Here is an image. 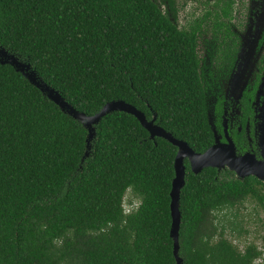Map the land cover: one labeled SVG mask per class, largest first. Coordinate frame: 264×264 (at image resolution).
Instances as JSON below:
<instances>
[{
    "label": "trees",
    "instance_id": "16d2710c",
    "mask_svg": "<svg viewBox=\"0 0 264 264\" xmlns=\"http://www.w3.org/2000/svg\"><path fill=\"white\" fill-rule=\"evenodd\" d=\"M234 11V0H169L166 7L156 0H0V45L28 59L78 110L93 115L123 99L149 119L157 113L161 126L204 152L214 135L202 50L211 55L212 46L233 65ZM87 136L81 122L0 62V264H176L170 192L177 146L151 139L123 111L96 125L85 157ZM186 166L184 264H256L263 255L257 242L241 247L230 237L247 238L257 225L255 240L264 245V181ZM247 203L254 206L245 213Z\"/></svg>",
    "mask_w": 264,
    "mask_h": 264
},
{
    "label": "water",
    "instance_id": "95a60500",
    "mask_svg": "<svg viewBox=\"0 0 264 264\" xmlns=\"http://www.w3.org/2000/svg\"><path fill=\"white\" fill-rule=\"evenodd\" d=\"M264 30V12L262 18L256 24V29L250 23L247 31L242 35V49L239 54V65L233 73L230 87L232 92L238 98L241 96L251 73L256 65V48L258 41ZM0 62L3 64L12 65L17 71L21 72L31 83L38 87L45 96L54 101L67 114L73 116L81 122L88 130L87 136V151L85 157L89 155L91 149V141L96 135V125L101 119L109 113L115 111H123L134 115L150 133V138L162 137L169 140L177 146V154L175 157V176L172 181L171 195V215L172 225L170 234L174 240V256L176 264H184L183 258L180 256V228H181V210L180 200L181 191L186 184L187 166L186 160L190 162L191 170L194 173L201 172L206 167H215L218 170L229 168L234 171L238 178H245L253 175L264 181V102L259 115L260 121L257 126L259 134V148L262 152V159H258L255 153L246 152L238 154L234 141L228 136V142L220 141L217 134L215 124L213 122V111H208V120L215 134L214 144L204 152H197L187 141L177 138L161 126L157 122V113H154L152 119H149L146 113L138 109L133 104L126 102L123 99L111 100L104 104L100 111L93 115H89L75 108L68 102L61 92L48 84L33 67L28 59H21L20 56L10 52L4 46L0 45Z\"/></svg>",
    "mask_w": 264,
    "mask_h": 264
},
{
    "label": "flooded vegetation",
    "instance_id": "af4514ba",
    "mask_svg": "<svg viewBox=\"0 0 264 264\" xmlns=\"http://www.w3.org/2000/svg\"><path fill=\"white\" fill-rule=\"evenodd\" d=\"M156 1L163 7H166L169 3V0ZM204 1L177 0L181 5L200 4L204 3ZM246 7L248 11H246ZM234 8L233 18L229 21V25L237 36L239 47L236 55L232 58L230 57L233 60V65H230L228 59L224 56L221 58L220 54L218 55L212 46L210 47L211 55L208 54L207 50H202V60H206L207 70L211 71L207 81L211 88L208 98V111H213V122L220 141L228 142L229 136L234 141L238 154L252 152L255 153L258 159H262V152L258 146L259 134L257 133V126L264 102V30L256 48V65L239 99H237L238 94L236 96L232 92L230 83L233 73L240 62L239 54L243 43L242 35L247 31L250 23L256 29V24L262 18L264 12V0H234ZM182 12H184V9H182ZM178 22L185 24V19L180 18ZM244 22L245 25L243 24ZM207 37H212L211 32ZM219 39L223 45L222 47H224V40H227V38L220 33ZM214 42L215 40L211 39L210 43ZM201 65H204V62ZM213 135L215 141L214 131Z\"/></svg>",
    "mask_w": 264,
    "mask_h": 264
},
{
    "label": "rangeland",
    "instance_id": "374dc122",
    "mask_svg": "<svg viewBox=\"0 0 264 264\" xmlns=\"http://www.w3.org/2000/svg\"><path fill=\"white\" fill-rule=\"evenodd\" d=\"M135 203H136V201H135ZM137 203H139V201H137ZM137 203H136V204H137ZM253 206H254L253 203H247V208L244 210V212L247 213V212L251 211V210L253 209ZM260 217H261L262 219H264V212H260ZM251 229H252V233L249 234V235L247 236V238H246L245 236H244V237H241V238H234V237H230V238L234 239L235 242L239 243L241 247H243L244 243L247 242V241H248V242H250V241H255V242H257V244H258L259 246H262V243H263V242H262L261 239H256V240H255V238H256V234H258V233L256 232V230L258 229L257 225H252V226H251Z\"/></svg>",
    "mask_w": 264,
    "mask_h": 264
},
{
    "label": "built area",
    "instance_id": "2783aa9c",
    "mask_svg": "<svg viewBox=\"0 0 264 264\" xmlns=\"http://www.w3.org/2000/svg\"><path fill=\"white\" fill-rule=\"evenodd\" d=\"M260 249L263 251V255L256 260V264H259V263L263 262V260H264V245L263 244H262V246H260Z\"/></svg>",
    "mask_w": 264,
    "mask_h": 264
}]
</instances>
